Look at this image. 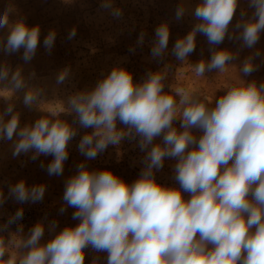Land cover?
<instances>
[{
    "label": "clouds",
    "instance_id": "9594fccd",
    "mask_svg": "<svg viewBox=\"0 0 264 264\" xmlns=\"http://www.w3.org/2000/svg\"><path fill=\"white\" fill-rule=\"evenodd\" d=\"M237 6L238 0H201L194 10L199 22L175 42L172 54L185 61L195 51L197 33L206 36L210 45L221 44ZM250 6L255 9L253 18L236 25L242 29L237 39L247 48L254 47L264 31V0H250ZM101 7L111 9L114 16L122 15L111 0H103ZM184 12L178 8L175 18L180 20ZM10 14L6 8L0 16V29H8L0 48L8 54L23 48L22 59L30 62L40 29L29 27L23 19L10 22ZM74 36L75 29L69 39ZM169 36L167 23L155 29L154 58L163 57ZM54 41L55 32H49L43 41L45 48L50 51ZM138 43H143V34ZM235 58L228 50L213 51L210 61L192 68L201 77L213 70L222 73ZM251 60L243 62L240 71L244 75L256 70ZM9 72L0 67V81L8 80ZM67 76L68 70H62L57 83ZM164 79L162 73H149L143 83L134 84L130 72L116 67L93 89L69 97L68 105L79 125L93 129L79 142L82 155L94 159L126 135L139 136V147L146 150L145 167L135 182L127 184L111 171H90L85 164L78 165L77 174L66 181L63 200L76 209L73 219L80 223L65 227L44 245L40 244L44 227L37 223L27 239L19 241L28 251L19 257L10 253L6 261L8 246L0 239L3 264H84L88 247L107 252V264H264V84L238 79L210 108L209 99H199L195 92L176 89L174 95L165 94ZM10 82L13 90L26 87L19 71L11 74ZM38 98L39 90H29L23 102L31 107ZM12 113L9 105L0 114V139L17 137L13 156L33 151L35 160L51 155L48 174L62 175L67 145L77 135L76 129L48 118L21 128L18 115ZM9 114L11 118L5 121ZM177 118L182 131L173 127ZM117 121L127 132L117 129ZM193 128L202 131L199 138L192 134ZM161 135L163 144L154 145ZM165 158L177 159L174 171L179 189L155 179ZM45 190L44 185L29 188L19 181L9 187V195L20 203H35L42 201ZM22 217L19 209L8 223Z\"/></svg>",
    "mask_w": 264,
    "mask_h": 264
},
{
    "label": "rangeland",
    "instance_id": "374dc122",
    "mask_svg": "<svg viewBox=\"0 0 264 264\" xmlns=\"http://www.w3.org/2000/svg\"><path fill=\"white\" fill-rule=\"evenodd\" d=\"M103 0H0V16L6 8L11 9L10 22L23 19L29 27L40 29L39 43L30 62L22 59L24 49L8 54L0 48V67H7L9 79L0 81V114L13 106V113L19 117V126L33 125L38 119L62 120L76 129L77 135L68 143V158L64 162L62 175H49L48 164L53 156L40 155L35 160L33 151L13 156L12 140L0 139V193L4 203L0 204V239L8 251L17 257L28 249L19 246V241L27 239L30 230L40 223L44 234L40 244L51 241L65 227H75L80 221L73 219L76 211L63 200L66 181L77 174L78 165L85 164L90 171H111L127 184L135 182L143 168L146 150L139 147V136L129 138L127 135L118 145H109L105 151L94 159H88L80 153L78 145L81 138L93 132L92 128L79 125L76 114L71 111L68 100L74 94L93 89L99 80L106 77L113 68L121 67L131 73L134 84L143 83L149 73H162L164 93L174 95L176 89L195 92L197 98L209 99L208 106L214 107L216 100L226 93V88L238 79L245 82L264 84V31L252 48L243 46L237 39L242 29L237 23H245L253 18L255 9L250 0H238V6L230 23L228 34L219 45H210L206 36L197 33L195 51L185 61L178 60L172 49L175 42L186 36L199 21L194 16L195 8L201 0H111L113 8L122 12L114 16L111 9L101 7ZM183 8L184 16L177 20L176 10ZM162 23L169 26L170 36L163 57L154 58L151 48L155 41V29ZM75 29V36L69 39V33ZM49 32H55V41L49 51L44 46V39ZM143 34V43L138 39ZM8 29H0V39L6 41ZM229 36L232 39H229ZM228 50L236 58L229 62L224 72L218 70L205 72L204 77L197 76L192 68L197 63H207L213 51ZM259 55H255L256 53ZM252 57L251 62L256 70L244 75L240 69L243 62ZM68 70L67 79L57 83V75ZM19 71L25 80L26 87L13 90L10 77ZM29 90H39L38 101L31 107L25 106L24 95ZM8 92V93H7ZM178 101L179 97H175ZM57 113L56 115H52ZM11 114L5 115V121ZM180 119L173 127L178 131ZM117 129L127 132V127L117 121ZM199 138L202 131L191 129ZM154 145L163 144V135L156 137ZM151 147V146H149ZM176 158H165L163 167L155 171L157 183L179 189L175 180L174 167ZM24 181L31 188L44 185L45 193L42 201L20 203L9 195V187ZM185 199L190 194L182 193ZM61 208L65 211L61 212ZM23 210L22 219L14 223L8 221L17 210ZM55 223L52 228L51 224ZM84 264H107V252H98L88 247L84 250ZM3 264V261H0Z\"/></svg>",
    "mask_w": 264,
    "mask_h": 264
}]
</instances>
